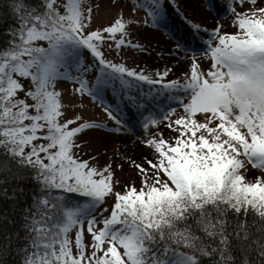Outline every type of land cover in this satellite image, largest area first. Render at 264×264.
I'll use <instances>...</instances> for the list:
<instances>
[{"label":"snow or ice","instance_id":"6c2138e0","mask_svg":"<svg viewBox=\"0 0 264 264\" xmlns=\"http://www.w3.org/2000/svg\"><path fill=\"white\" fill-rule=\"evenodd\" d=\"M0 264H264V0H0Z\"/></svg>","mask_w":264,"mask_h":264}]
</instances>
